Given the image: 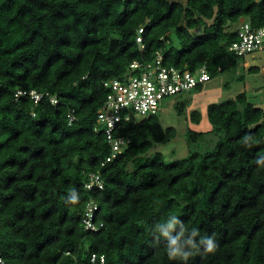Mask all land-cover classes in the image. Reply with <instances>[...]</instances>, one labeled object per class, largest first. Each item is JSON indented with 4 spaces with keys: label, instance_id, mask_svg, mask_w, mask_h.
<instances>
[{
    "label": "trees",
    "instance_id": "1",
    "mask_svg": "<svg viewBox=\"0 0 264 264\" xmlns=\"http://www.w3.org/2000/svg\"><path fill=\"white\" fill-rule=\"evenodd\" d=\"M241 21L263 27L264 0H0L5 264H90L93 255L104 264H181L152 234L170 214L215 236L216 251L194 250L188 264H264V111L245 93L208 106L211 132L187 133L189 145L224 134L213 151L170 163L160 152L149 156L177 137L159 113L124 124L117 135L130 143L104 167L111 149L96 132L106 81L159 52L164 65L191 72L205 66L213 79L239 59L229 51L238 28H226ZM33 91L43 95L38 104ZM187 105L177 102V113ZM191 118L201 121L197 111ZM98 172L104 189L88 191V175ZM90 199L103 223L98 232L83 224Z\"/></svg>",
    "mask_w": 264,
    "mask_h": 264
},
{
    "label": "built area",
    "instance_id": "2",
    "mask_svg": "<svg viewBox=\"0 0 264 264\" xmlns=\"http://www.w3.org/2000/svg\"><path fill=\"white\" fill-rule=\"evenodd\" d=\"M143 32L139 30V34ZM237 40L229 47V51L238 58L246 57L254 52L264 50V26L254 28L250 22L241 21L237 29ZM141 50L145 49L141 36L137 38ZM163 54L159 52L152 62H133L126 74L104 83L107 95L102 108L97 112L96 132H102L111 153L102 164L104 167L120 156L130 141L117 134L128 122L137 123L143 118L160 113L165 100L194 90L211 80L207 68L204 66L195 72L181 70L164 65ZM28 95L19 91L17 97ZM35 104L41 101L43 95L35 91L29 93ZM56 104L55 97L51 98ZM69 124H73L75 117L68 115ZM88 191L104 189V180L100 172L90 173L85 184ZM99 210L94 199H90L85 207L83 224L87 231L98 232L103 223L97 224L96 214ZM96 255L91 257L90 264H104L105 258ZM0 264H5L0 251Z\"/></svg>",
    "mask_w": 264,
    "mask_h": 264
},
{
    "label": "rangeland",
    "instance_id": "3",
    "mask_svg": "<svg viewBox=\"0 0 264 264\" xmlns=\"http://www.w3.org/2000/svg\"><path fill=\"white\" fill-rule=\"evenodd\" d=\"M240 22L229 25L227 31H235ZM202 28L193 31L194 35L200 34ZM173 39L176 40L173 34ZM179 47L177 40L174 41ZM252 68L257 70L251 71ZM241 93H245L248 103L264 111V50L254 52L246 57L239 58L236 64L217 77L204 84L202 90H192L185 94L174 96L165 100L159 113L160 123L164 128L174 127L177 137L169 143L156 145L149 156L160 152L165 161L170 163L179 159L187 158L193 152L206 153L213 151L216 142L224 134L215 135L209 133L204 141L189 145L187 133L211 132L213 129L207 115V108L212 103H220L227 100H235ZM188 103L184 115H179L175 109L177 102ZM197 111L201 121H192V112Z\"/></svg>",
    "mask_w": 264,
    "mask_h": 264
},
{
    "label": "clouds",
    "instance_id": "4",
    "mask_svg": "<svg viewBox=\"0 0 264 264\" xmlns=\"http://www.w3.org/2000/svg\"><path fill=\"white\" fill-rule=\"evenodd\" d=\"M68 199L75 202L78 196L73 192ZM152 234L171 261L188 264L194 250L214 253L218 247L214 234H201L196 228H187L177 215L170 214L167 219L158 220L152 225Z\"/></svg>",
    "mask_w": 264,
    "mask_h": 264
}]
</instances>
